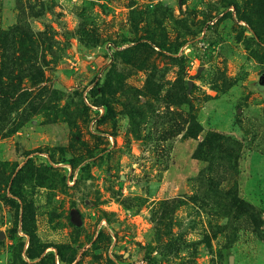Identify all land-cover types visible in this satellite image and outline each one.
<instances>
[{
    "label": "rangeland",
    "instance_id": "obj_1",
    "mask_svg": "<svg viewBox=\"0 0 264 264\" xmlns=\"http://www.w3.org/2000/svg\"><path fill=\"white\" fill-rule=\"evenodd\" d=\"M264 0H0V264H264Z\"/></svg>",
    "mask_w": 264,
    "mask_h": 264
},
{
    "label": "trees",
    "instance_id": "obj_2",
    "mask_svg": "<svg viewBox=\"0 0 264 264\" xmlns=\"http://www.w3.org/2000/svg\"><path fill=\"white\" fill-rule=\"evenodd\" d=\"M258 86L260 89H264V73H262V76L260 77V80L258 82Z\"/></svg>",
    "mask_w": 264,
    "mask_h": 264
},
{
    "label": "water",
    "instance_id": "obj_3",
    "mask_svg": "<svg viewBox=\"0 0 264 264\" xmlns=\"http://www.w3.org/2000/svg\"><path fill=\"white\" fill-rule=\"evenodd\" d=\"M1 237H3V234H2V233H0V238H1Z\"/></svg>",
    "mask_w": 264,
    "mask_h": 264
}]
</instances>
